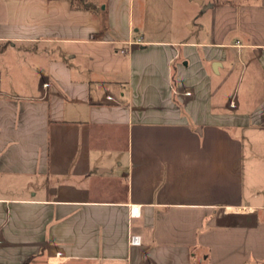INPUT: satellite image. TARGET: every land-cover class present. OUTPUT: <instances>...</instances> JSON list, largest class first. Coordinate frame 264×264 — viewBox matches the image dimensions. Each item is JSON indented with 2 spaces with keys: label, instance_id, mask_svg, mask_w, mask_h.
Instances as JSON below:
<instances>
[{
  "label": "crops",
  "instance_id": "0c3cea01",
  "mask_svg": "<svg viewBox=\"0 0 264 264\" xmlns=\"http://www.w3.org/2000/svg\"><path fill=\"white\" fill-rule=\"evenodd\" d=\"M85 2L0 0V264H264V0Z\"/></svg>",
  "mask_w": 264,
  "mask_h": 264
},
{
  "label": "built area",
  "instance_id": "2783aa9c",
  "mask_svg": "<svg viewBox=\"0 0 264 264\" xmlns=\"http://www.w3.org/2000/svg\"><path fill=\"white\" fill-rule=\"evenodd\" d=\"M122 53H126V50H122ZM141 206L139 205H130V215L131 217H136L140 215ZM129 245L137 246L141 244V237L138 235L130 234L129 236Z\"/></svg>",
  "mask_w": 264,
  "mask_h": 264
},
{
  "label": "trees",
  "instance_id": "16d2710c",
  "mask_svg": "<svg viewBox=\"0 0 264 264\" xmlns=\"http://www.w3.org/2000/svg\"><path fill=\"white\" fill-rule=\"evenodd\" d=\"M74 9H89V5L85 0H68ZM78 1V2H77Z\"/></svg>",
  "mask_w": 264,
  "mask_h": 264
},
{
  "label": "rangeland",
  "instance_id": "374dc122",
  "mask_svg": "<svg viewBox=\"0 0 264 264\" xmlns=\"http://www.w3.org/2000/svg\"><path fill=\"white\" fill-rule=\"evenodd\" d=\"M78 2V1H77Z\"/></svg>",
  "mask_w": 264,
  "mask_h": 264
}]
</instances>
